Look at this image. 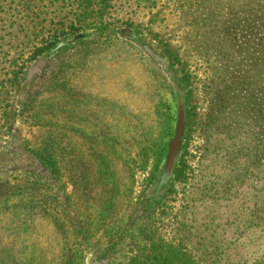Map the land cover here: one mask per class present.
Here are the masks:
<instances>
[{
  "label": "rangeland",
  "instance_id": "rangeland-1",
  "mask_svg": "<svg viewBox=\"0 0 264 264\" xmlns=\"http://www.w3.org/2000/svg\"><path fill=\"white\" fill-rule=\"evenodd\" d=\"M39 1L0 0V264H264V0H95L47 51L86 9Z\"/></svg>",
  "mask_w": 264,
  "mask_h": 264
},
{
  "label": "trees",
  "instance_id": "trees-1",
  "mask_svg": "<svg viewBox=\"0 0 264 264\" xmlns=\"http://www.w3.org/2000/svg\"><path fill=\"white\" fill-rule=\"evenodd\" d=\"M94 1L95 0H82L86 10L84 12H78L77 10L72 11V7H71L72 5L68 0V6L71 7L67 13L70 21L68 32H64L61 28L55 29L53 32L50 33L48 40H45L43 42L44 45L41 48H39V50L40 51L52 50L54 49V47H56L55 45L56 42H59L61 39L63 40L66 39L65 37L66 35L77 34V32L79 33V31H82L83 28L78 23L82 24L84 21L88 20V17L86 15L88 13V7L92 6L94 4ZM107 1L108 0H98L99 7L102 8L104 5H106ZM39 2H43V0H40ZM93 10L94 7L91 8V11ZM40 13L41 12L37 13L38 17ZM78 38L79 37H77L76 39ZM65 144L62 145L60 142L48 141L41 150L40 158L44 162H47L48 166H50V169L56 175H59L64 170L65 167L64 166ZM111 184L115 185V182L112 181ZM105 185H107V181H105ZM110 189H112L110 193L114 197L116 190L113 191V187H110ZM106 194L107 193L100 195V199H103L106 196ZM9 195L10 193L7 196ZM143 258L145 259L144 262H143ZM132 260L133 261L130 264H202L195 258V256L190 250L184 249L179 243H171V242L155 243L154 248L150 249L149 254L135 255L132 258Z\"/></svg>",
  "mask_w": 264,
  "mask_h": 264
}]
</instances>
